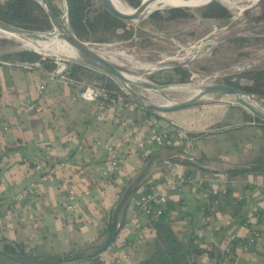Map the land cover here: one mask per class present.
<instances>
[{"label":"crops","instance_id":"crops-1","mask_svg":"<svg viewBox=\"0 0 264 264\" xmlns=\"http://www.w3.org/2000/svg\"><path fill=\"white\" fill-rule=\"evenodd\" d=\"M40 84L46 86V99L37 95ZM78 89L50 79L41 67L0 70V248L19 246L30 264H138L151 257L156 237L154 218L142 215L134 202L160 189L172 230L200 252L188 264H214L226 242H234L233 264H264V127L246 117L247 111L202 106L155 120L142 118L131 104L117 116L114 109L78 99ZM26 100L34 111L16 117L15 108ZM145 120L187 130L188 143L143 155L137 145L146 139ZM96 142L112 145L123 160L107 177L101 171L108 154ZM185 154L192 161L179 159ZM37 155L54 171L51 181L33 170ZM258 163L263 167L255 174H226ZM204 175L235 184L225 186L215 206L206 183L187 182ZM31 184L35 195L16 202ZM69 188L79 195L73 222L64 203ZM256 230L255 243L242 250L239 240Z\"/></svg>","mask_w":264,"mask_h":264},{"label":"rangeland","instance_id":"rangeland-1","mask_svg":"<svg viewBox=\"0 0 264 264\" xmlns=\"http://www.w3.org/2000/svg\"><path fill=\"white\" fill-rule=\"evenodd\" d=\"M223 1L217 0L216 2L227 10L229 16L226 19L202 18L200 10L208 3L192 8L166 7L140 20L124 21L125 30L130 35L127 39L118 38L123 33L122 30H118L106 43H85L90 51L101 56L125 75L135 76L162 91L170 86L186 84L202 86L225 84L243 89L244 86H250L242 76L244 72L264 69V3L263 0H257L253 4L252 0H226L227 3ZM48 2L57 12V21L62 29L69 31L67 20L65 21L67 15L64 0H48ZM173 8L183 9L188 16L168 19L169 15L165 12ZM156 13L161 17L160 19L152 17ZM52 31L53 27L49 32ZM23 40L27 41L24 38ZM24 44L22 41L7 38L4 33H0V55L30 51L40 54L41 57L44 54L46 55L44 58L53 62L58 60L65 64L71 62L88 66L80 58H71L69 55H61L52 51L31 49L25 47ZM158 62L169 63V66L155 69L154 66ZM176 67L185 73L184 82H182V74L177 73ZM96 70L111 79L121 94L127 95L118 79L99 69ZM130 88L140 96L141 102L127 95L138 107H145L149 104L162 105L165 100L185 102L188 99L187 93L180 91H164L162 92L164 96L161 97L159 94L152 95L138 86H130ZM249 99L264 109V100L257 99L256 96ZM223 105L237 106L231 95H213L199 100L187 110H200L199 107L202 106ZM166 123L170 125L169 122L166 121Z\"/></svg>","mask_w":264,"mask_h":264},{"label":"trees","instance_id":"trees-1","mask_svg":"<svg viewBox=\"0 0 264 264\" xmlns=\"http://www.w3.org/2000/svg\"><path fill=\"white\" fill-rule=\"evenodd\" d=\"M132 9L135 10L140 4L139 0H124ZM65 10L67 15V28L73 36L80 42L106 43L110 37L114 36L118 30L123 33L118 38L127 39L130 35L125 30V23L112 15H110L102 6L99 0H64ZM264 3V0H263ZM56 20L58 14L54 7L48 2ZM264 6V5H263ZM201 16L205 19H226L228 18L227 10L218 2H210L201 8ZM169 16L168 19H178L187 17L188 15L180 8H173L165 12ZM152 17L161 18L157 13ZM264 17V10H263ZM0 22L26 30L29 32H49L52 25L39 4L34 0H0ZM4 60L11 61L16 64H27L35 67H41L47 73H51L55 68L52 60L42 59L40 54L30 51H18L0 55ZM177 73L182 74L184 82L186 75L179 67H176ZM104 73V72H103ZM67 82L70 86L78 87L79 92L83 90V86L90 85L101 87L110 93L111 104H116L118 97H122L126 102L131 103L133 100L121 94L117 85L107 76L96 70L92 66H86L79 63H67L65 71ZM244 79L250 86H244L242 90L248 95L256 96L257 99L264 100V69L244 72ZM129 100V101H128ZM133 103V107L141 112L143 117H153L155 120L166 116L168 113L158 112L148 107H138ZM131 103V104H132ZM250 120L254 121L256 125L264 127V122L246 115ZM153 119V120H154ZM156 122V121H154ZM163 137V147L173 149L174 143L181 142L180 148L186 146L187 140L178 137L176 128L168 124L160 129ZM180 146V145H179ZM183 152V150L181 151ZM47 163V162H46ZM259 167L263 164L259 163L257 166L250 167L248 170L230 171L227 175H245L255 174L259 171ZM167 212L156 219L150 221L151 229L156 237L154 243V251L151 257L141 261L138 264H188L192 255L200 254L193 244H185L172 230L167 219ZM111 228V226H110ZM234 243V242H232ZM14 245H2L0 253V264H30L32 263L26 254H23L22 248ZM215 253L214 251L212 252ZM212 254V255H213ZM223 256L217 252L216 261L214 264H220ZM72 258L71 261H75ZM37 264H59L55 262H40Z\"/></svg>","mask_w":264,"mask_h":264},{"label":"built area","instance_id":"built-area-1","mask_svg":"<svg viewBox=\"0 0 264 264\" xmlns=\"http://www.w3.org/2000/svg\"><path fill=\"white\" fill-rule=\"evenodd\" d=\"M67 20V16L65 18V21ZM1 31V30H0ZM4 32L7 38L10 37L9 32ZM0 32V33H1ZM23 42V41H22ZM46 55H42V59H45ZM54 64L56 68L49 73L50 79H59L66 83V64L63 62H60L58 60L54 61ZM36 66V65H35ZM32 65L27 64H16L8 60H4L0 57V70L2 69H11V68H23L24 70L28 71L32 69ZM124 91V90H123ZM37 95L40 99H46V86L45 84H40L37 87ZM254 97L253 95H248V98ZM78 99L86 102L87 104L98 107L102 106L105 108L114 109L117 116H120L122 112L130 107V103L126 102L122 97H118L116 104H111L110 100V93L106 91L105 89H100L95 86L85 85L83 86V90L78 93ZM77 98H74L76 100ZM250 100V99H249ZM34 105L30 100H26L21 105H18L15 110L14 114L16 117H20L23 115H26L28 113H31L34 111ZM145 123V135L146 139L145 141L138 143V148L142 150L143 155H150L153 151L158 150L163 147V137L160 132V129L163 127H160L158 125V122H149L147 120L144 121ZM168 125V124H167ZM172 129L175 127L170 124ZM6 128H4L5 130ZM177 129V128H176ZM178 137L187 139V130H178ZM95 146L101 147L100 142H96ZM103 150L108 154V164L107 166L101 171V175L103 177H107L108 173L111 171H118L123 164V160L121 158L115 157V148L110 145L106 144L103 146ZM49 150H46V153H48ZM44 153V152H43ZM45 154V153H44ZM40 156L37 155V158H35L32 168L34 171L40 173L42 175V179L46 182L51 181L53 178L54 171L49 169V167L46 165L47 163L39 158ZM181 160H187L192 161V158H188L187 154L182 155L179 157ZM187 182L193 185L200 186L202 184H207L211 189V196L214 197L212 202V205L215 206L218 203V197L225 194L226 188L225 186L230 184L234 186L232 181L227 180H217L212 179L208 175H204L199 178H190L187 177ZM178 185V184H177ZM36 188L33 184L29 185L23 192L19 193L15 197L16 202H22L26 200L27 198L33 197L35 195ZM84 195H88V192H85ZM78 197L79 195L76 193V191L73 188H69L65 191L64 194V203H65V210L66 213L69 216L70 222H73L76 216L79 214V203H78ZM1 200H2V192L0 191V207H1ZM135 207L137 210L144 216L150 217V218H158L166 211V205H167V199L165 196V193L160 190H153L148 193L140 194L135 199ZM249 224V221L245 222V226L247 227ZM259 237V231H253L251 232L246 238L240 239L238 242L239 247L242 250H246L248 245H252L255 243L256 239ZM233 244L232 242H226L222 248H221V255L223 256V259L220 264H233ZM125 258V256L123 257ZM118 262V261H117ZM12 264V263H8Z\"/></svg>","mask_w":264,"mask_h":264},{"label":"water","instance_id":"water-1","mask_svg":"<svg viewBox=\"0 0 264 264\" xmlns=\"http://www.w3.org/2000/svg\"><path fill=\"white\" fill-rule=\"evenodd\" d=\"M37 4L41 6V8L46 13L52 27V32H45V33H39V32H29L26 30H22L20 28H16L13 26H9L7 24H4L0 22V30L9 32L12 34H23L27 38H43V40H46L47 38H53L55 36H58L61 40L65 41L72 47L77 54L81 56V59L88 64L89 66H92L96 69L101 70L107 75L113 76L116 79L119 80L123 90L126 92L127 95L131 96L132 98L136 99L137 101H140V96L136 94L130 86H138L144 89H153V90H159L156 86L139 82L135 83L130 80H128L125 77V74L121 72L117 67L112 65L111 63L105 61L101 56H98L94 54L92 51H90L86 43L78 41L73 34L70 31H66L62 29L59 22L56 20L51 8L48 6L46 0H34ZM102 4L103 8L113 17L122 20V21H136L140 20L145 17L143 14L145 8L147 7V4L149 2H143L141 1L139 6L135 9L133 13L126 14L118 11L109 0H99ZM217 0H208L206 3L210 2H216ZM169 66V63L164 62H158L155 64L154 68L159 69ZM173 87H179V86H173ZM213 95H231L234 98V102L237 106L241 107L245 111H247L252 117L257 118L258 120L264 122V109L261 107H258L256 103L253 101H250L248 98V94L243 92L242 90L228 86L225 84H207L203 86H199V91L196 95H194L191 98H188L185 102H168V104L163 105H154L149 104V109L168 113V112H174L179 111L183 109H187L189 107L194 106L199 100L206 98L208 96ZM164 96V95H163Z\"/></svg>","mask_w":264,"mask_h":264},{"label":"bare ground","instance_id":"bare-ground-1","mask_svg":"<svg viewBox=\"0 0 264 264\" xmlns=\"http://www.w3.org/2000/svg\"><path fill=\"white\" fill-rule=\"evenodd\" d=\"M110 3L120 12L130 14L133 13L134 10L124 1V0H109ZM143 2H149L147 4V7L145 8L143 14L145 16L151 14L152 12L158 10V9H163L166 7H199L202 6L204 3H206L208 0H141ZM257 0H252V4L255 3ZM224 3H227L226 0L223 1ZM221 2V3H223ZM232 7V6H231ZM234 7V6H233ZM243 8V7H242ZM136 9V8H135ZM240 11V10H239ZM242 11V10H241ZM1 32V31H0ZM4 33V32H1ZM11 38L17 39L19 41H23L25 44L24 46L27 48L31 49H39L42 51H52L55 53L59 54H66L69 55L71 58H80L81 56L75 52V50L70 47L68 43L65 41L61 40L58 36H55L53 38H47L46 40H43V38H27L23 34H10ZM23 38L27 41H24ZM201 43V42H200ZM23 44V43H22ZM196 47V46H195ZM205 48V47H204ZM104 49V48H103ZM190 51V50H189ZM196 53V52H195ZM195 55V54H194ZM69 58V57H68ZM107 58V57H106ZM115 59V58H114ZM111 60V59H110ZM181 60V59H180ZM173 61V60H172ZM175 61V60H174ZM83 62V61H82ZM122 65V64H120ZM143 69V68H142ZM147 69V68H146ZM125 77L135 83L143 82L139 78L135 76H130V75H125ZM199 86L202 85H194V84H186V85H180L179 87H167L164 91H180V92H185L187 93V98H191L194 95H196L199 91ZM145 91H149L150 94L157 96L158 94L163 95L162 90H153V89H144ZM179 92V93H180ZM178 93V94H179ZM148 94V93H147ZM183 96V95H182ZM160 99V98H159ZM157 99V101L159 100ZM254 99V98H253ZM154 100V99H153ZM156 101V102H157ZM160 101V100H159ZM185 101V99H184ZM208 101V100H207ZM147 102V101H146ZM151 102V101H150ZM149 102V103H150ZM168 102H173V101H168L165 100L163 104H168ZM182 102V101H181ZM153 103V102H152ZM155 103V102H154ZM147 104V103H146ZM156 104V103H155ZM162 104V105H163ZM145 105V104H144ZM258 107H260L258 105Z\"/></svg>","mask_w":264,"mask_h":264}]
</instances>
